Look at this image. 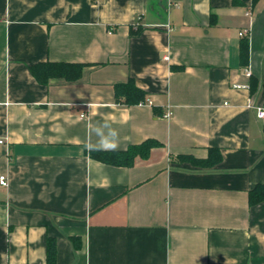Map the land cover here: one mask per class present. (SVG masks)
Here are the masks:
<instances>
[{"label":"crops","instance_id":"crops-1","mask_svg":"<svg viewBox=\"0 0 264 264\" xmlns=\"http://www.w3.org/2000/svg\"><path fill=\"white\" fill-rule=\"evenodd\" d=\"M40 62L82 73L41 84ZM262 77L264 0H0V264H44L48 237L56 264H264V202L248 203L264 184ZM130 79L144 103L116 102ZM89 120L118 129L117 150L162 146L101 163ZM210 148L211 168L178 159Z\"/></svg>","mask_w":264,"mask_h":264},{"label":"trees","instance_id":"trees-1","mask_svg":"<svg viewBox=\"0 0 264 264\" xmlns=\"http://www.w3.org/2000/svg\"><path fill=\"white\" fill-rule=\"evenodd\" d=\"M138 30V29H137ZM249 45L247 39H242L240 42L239 59L242 65L248 63ZM83 65L59 62H40L29 65L27 67L29 73L41 84H46L51 78L63 79L67 82L78 80L82 73ZM251 78V76H250ZM250 91H253V83L248 85ZM262 87H264V77H262ZM145 92L138 88L135 82L130 79L126 83L115 86L116 102L124 105H135L144 103ZM162 145L153 140L147 139L144 142L136 145H129L125 150L115 151H86V154L96 161L101 163L117 166L131 167L136 158L146 159L152 148L161 147ZM178 159L187 161L190 164L202 168H211L220 163L222 157L218 149L210 148L208 157L205 159H197L190 155H179ZM264 202V184L256 185L248 192V203L254 206ZM75 248L79 247L76 238H72ZM46 255L44 264H56L57 249L56 242L53 238L46 239Z\"/></svg>","mask_w":264,"mask_h":264},{"label":"clouds","instance_id":"clouds-1","mask_svg":"<svg viewBox=\"0 0 264 264\" xmlns=\"http://www.w3.org/2000/svg\"><path fill=\"white\" fill-rule=\"evenodd\" d=\"M89 108H91V104ZM87 136L88 138L84 143V148L89 152L115 151L120 146L119 131L107 120L96 123L89 120L87 123ZM93 136L96 138L95 142H92Z\"/></svg>","mask_w":264,"mask_h":264},{"label":"built area","instance_id":"built-area-1","mask_svg":"<svg viewBox=\"0 0 264 264\" xmlns=\"http://www.w3.org/2000/svg\"><path fill=\"white\" fill-rule=\"evenodd\" d=\"M246 16H250L251 13L250 12H246L245 13ZM244 32H240L239 33V36H244ZM165 59H167V57H164ZM244 76L249 78L251 76V71L249 68H246L244 70ZM232 88H235V89H246L248 88V85H232ZM148 104H151V102H147ZM171 116V113L169 111H167L165 114H164V117L168 118ZM256 116L258 119L260 120H264V108L262 107H257L256 108ZM83 117V116H82ZM0 143H2V141H0ZM7 185V178L6 176H0V186H6Z\"/></svg>","mask_w":264,"mask_h":264}]
</instances>
